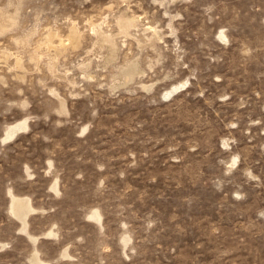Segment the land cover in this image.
<instances>
[{"label": "rangeland", "instance_id": "obj_1", "mask_svg": "<svg viewBox=\"0 0 264 264\" xmlns=\"http://www.w3.org/2000/svg\"><path fill=\"white\" fill-rule=\"evenodd\" d=\"M0 264H264V0H0Z\"/></svg>", "mask_w": 264, "mask_h": 264}, {"label": "bare ground", "instance_id": "obj_2", "mask_svg": "<svg viewBox=\"0 0 264 264\" xmlns=\"http://www.w3.org/2000/svg\"><path fill=\"white\" fill-rule=\"evenodd\" d=\"M17 209V208H16Z\"/></svg>", "mask_w": 264, "mask_h": 264}]
</instances>
